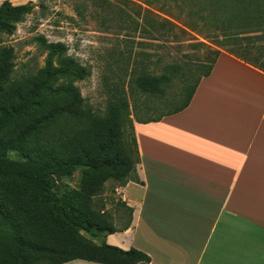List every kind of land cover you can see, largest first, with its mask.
I'll return each instance as SVG.
<instances>
[{
    "label": "rangeland",
    "instance_id": "rangeland-1",
    "mask_svg": "<svg viewBox=\"0 0 264 264\" xmlns=\"http://www.w3.org/2000/svg\"><path fill=\"white\" fill-rule=\"evenodd\" d=\"M10 1L14 5L31 3L33 8L12 34L0 33V48L11 50L13 64L4 86L16 88L6 98H0V108L10 99H16L21 86L29 91L33 88L32 82L46 66L49 52L46 44L51 42L64 43L68 48L65 55L75 58L89 70L84 80L73 83L96 122L109 117L112 105L117 101L126 99L130 105V116L120 122L114 135L109 136L110 123L103 122L105 158L122 162L123 151L128 149L130 157L125 158L128 166L103 169V173L95 176L79 171L71 178L55 181L63 192L78 200L92 224L120 231L131 220V212L120 189L121 181L127 179L125 172L129 171V166L136 167L137 164L132 127L139 118L149 116L145 115L147 106L158 103L151 95L137 97L132 94L134 71L146 68L151 74L161 75L166 71V64L172 61L193 64L202 61L206 48L199 42L215 48L208 41L215 35L205 39L199 33L203 26L201 19H190L172 0H149L148 3L145 0ZM146 15L156 18L158 24L166 22V26L159 28L158 25L159 31L150 34V27L143 20ZM44 80L45 77L38 83ZM66 81L58 78L53 86L56 88ZM163 87L168 92L179 91L180 82L164 83ZM152 115L156 116L155 113ZM36 119L33 111L30 116L15 122L0 135V145L12 146ZM90 124L93 123L88 120L62 118L34 133L27 140L23 153L42 160H66L81 156L80 152L94 157L99 151L89 139ZM66 146L76 153L66 156ZM133 174L131 171L129 177ZM91 182L101 183L102 187L93 191V186L88 187ZM0 203L16 227L15 239L0 233V264H49L51 254L47 250L53 246L52 241L57 240V233L53 232L56 215L22 180L0 178ZM81 233L96 244L103 242L102 237L94 239Z\"/></svg>",
    "mask_w": 264,
    "mask_h": 264
},
{
    "label": "crops",
    "instance_id": "crops-1",
    "mask_svg": "<svg viewBox=\"0 0 264 264\" xmlns=\"http://www.w3.org/2000/svg\"><path fill=\"white\" fill-rule=\"evenodd\" d=\"M133 126V213L103 242L150 264H264V72L223 50L185 110Z\"/></svg>",
    "mask_w": 264,
    "mask_h": 264
},
{
    "label": "trees",
    "instance_id": "trees-1",
    "mask_svg": "<svg viewBox=\"0 0 264 264\" xmlns=\"http://www.w3.org/2000/svg\"><path fill=\"white\" fill-rule=\"evenodd\" d=\"M146 3L149 0H145ZM181 11L190 19H201L202 27L199 33L212 45L201 43L206 48L202 61L194 64L177 60L166 64L165 73L151 74L148 70L134 71L133 82L135 87L131 90L134 96L151 95L157 100L154 106H147L146 118H139V122H155L165 116L177 114L185 110L191 103L193 96L202 78L211 75L214 65L221 52L227 51L240 60L264 72V0H172ZM29 4L14 5L10 0H4L0 5V33L12 34L17 24L25 19L32 11ZM103 9L106 7L103 6ZM184 9V10H183ZM180 11V12H181ZM150 27L149 33L159 31L165 27L166 22H160L148 15L143 17ZM163 23V25H162ZM159 25V28H158ZM204 27V28H203ZM246 33V34H245ZM49 48L46 66L39 72L29 91L21 86L16 99H10L6 106L0 108V135L15 122L28 117L33 111L38 119L31 126L23 130L12 146L0 145V178L17 179L27 184L37 193L41 202L56 215L53 232L57 240L52 241V247L47 248L51 262L49 264H63L76 259H82L102 264H150L151 258L143 251L136 248L123 250L105 242L96 244L85 238L82 232L94 239L104 237L116 232L114 229L100 228L99 224L91 223L80 208L78 200L63 192L57 179L71 178L77 172L91 174L92 176L103 173V169L116 170L118 166H128L125 158L130 157V151L124 149L122 162L110 161L105 158L103 149V122H109L111 128L109 136L114 135L120 122L130 116V105L125 100L113 104L109 117L96 122L93 112L86 107L74 80H84L89 75V70L75 58L65 55L68 48L62 42L46 44ZM11 50L0 48V98H6L16 88L5 87L8 75L12 73L10 61ZM57 62L58 64H55ZM45 77L41 83L38 81ZM58 78L66 79V83L54 88L53 84ZM180 82L179 91L168 92L163 87L164 83ZM6 93V94H5ZM12 105L7 109L8 106ZM155 113L156 116L152 114ZM72 118L74 120H88L91 133L89 139L95 144L99 153L96 156L80 152L79 157L66 160H42L32 155L24 154L23 148L27 140L42 127L61 120ZM113 123H111V119ZM105 124V123H104ZM133 141L139 162L137 139L132 127ZM82 144V143H81ZM66 156H73L76 150L66 146ZM135 154H131L133 157ZM120 157V156H118ZM133 160V159H132ZM137 165V164H136ZM125 172L126 180L121 181V187L135 178V165L129 166ZM133 175L129 177L130 172ZM95 191L101 186L96 182L89 183ZM133 213L131 207H127ZM11 218H8L0 203V233L12 239L16 238V227ZM127 227V226H126ZM120 231H123L120 230ZM55 237V236H54ZM46 250V249H45Z\"/></svg>",
    "mask_w": 264,
    "mask_h": 264
}]
</instances>
